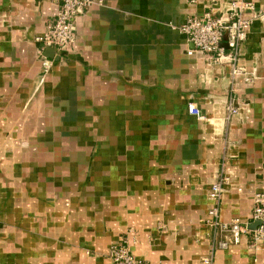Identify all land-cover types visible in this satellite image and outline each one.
Returning <instances> with one entry per match:
<instances>
[{"label":"crops","instance_id":"1","mask_svg":"<svg viewBox=\"0 0 264 264\" xmlns=\"http://www.w3.org/2000/svg\"><path fill=\"white\" fill-rule=\"evenodd\" d=\"M99 1L45 74L36 39L61 1L0 0V264H112L118 244L147 264H264V247L217 234L208 214L223 176V223L251 227L264 192V0H245L252 86L188 55L181 31L234 0Z\"/></svg>","mask_w":264,"mask_h":264},{"label":"built area","instance_id":"2","mask_svg":"<svg viewBox=\"0 0 264 264\" xmlns=\"http://www.w3.org/2000/svg\"><path fill=\"white\" fill-rule=\"evenodd\" d=\"M61 6L55 19L51 22L46 32L36 39L38 43L37 56L41 59L44 73H48L51 68V60L45 57L47 48L57 49L58 53L68 52L76 41V19L79 15L100 5L99 0H60ZM254 3L245 0H234L230 2V7L226 14L219 16L215 12H205L203 15H192L181 27V31L187 36L193 48L188 50V55L200 53L208 61L214 64L228 63L232 67L234 78L243 77L248 85L253 82L254 77L248 76L245 69L239 65V55L241 46L247 40L248 29L253 19L244 17L246 11H254ZM227 37V48L223 46ZM190 114L199 119L203 115L199 108L190 105ZM239 114V108L230 102L227 108V121ZM234 185V180L228 176H223L215 181L210 189L209 198L214 202V206L209 210V223L215 232L220 235L230 234L233 243H240L241 236L248 234L251 237L252 246L256 249L264 247V192L254 195V208L251 215L253 224L259 223L256 229L242 225L240 221L223 223L221 221L220 201L228 187ZM240 190V189H239ZM230 243L222 240L218 243L221 249H227ZM109 257L112 264H147L138 260L128 246L123 244L115 245L111 248ZM204 264H215L213 257L203 259Z\"/></svg>","mask_w":264,"mask_h":264},{"label":"water","instance_id":"3","mask_svg":"<svg viewBox=\"0 0 264 264\" xmlns=\"http://www.w3.org/2000/svg\"><path fill=\"white\" fill-rule=\"evenodd\" d=\"M227 37H225V42L223 43V46H225L227 48ZM68 52H61V53H58L57 49L55 48H52V47H49L46 49L45 51V57L51 59V60H54V61H60L61 60V57L62 56H65ZM254 74L256 75V78H255V81H258L259 79V75H258V72L257 71H254ZM254 83L252 84H249V86H252ZM259 225V223H256V224H253L250 228L251 229H256V227Z\"/></svg>","mask_w":264,"mask_h":264},{"label":"rangeland","instance_id":"4","mask_svg":"<svg viewBox=\"0 0 264 264\" xmlns=\"http://www.w3.org/2000/svg\"><path fill=\"white\" fill-rule=\"evenodd\" d=\"M255 78H256V75H255ZM254 81H255V79L253 80V82H252V83H254ZM252 83H251V84H252ZM202 263H203V261H202ZM203 264H204V263H203Z\"/></svg>","mask_w":264,"mask_h":264}]
</instances>
